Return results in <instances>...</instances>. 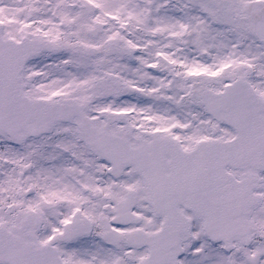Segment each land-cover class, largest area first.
Instances as JSON below:
<instances>
[{"label": "snow or ice", "instance_id": "1", "mask_svg": "<svg viewBox=\"0 0 264 264\" xmlns=\"http://www.w3.org/2000/svg\"><path fill=\"white\" fill-rule=\"evenodd\" d=\"M0 264H264V0H0Z\"/></svg>", "mask_w": 264, "mask_h": 264}]
</instances>
